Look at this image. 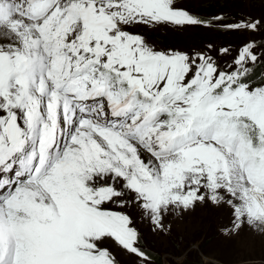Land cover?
Here are the masks:
<instances>
[{"label":"snow or ice","instance_id":"snow-or-ice-1","mask_svg":"<svg viewBox=\"0 0 264 264\" xmlns=\"http://www.w3.org/2000/svg\"><path fill=\"white\" fill-rule=\"evenodd\" d=\"M203 23L176 0H0V264H120L107 240L149 264L116 203L159 231L227 204L229 234H264V55L133 30Z\"/></svg>","mask_w":264,"mask_h":264},{"label":"rangeland","instance_id":"rangeland-1","mask_svg":"<svg viewBox=\"0 0 264 264\" xmlns=\"http://www.w3.org/2000/svg\"><path fill=\"white\" fill-rule=\"evenodd\" d=\"M176 4L202 21L205 16L217 14L221 19L229 20L224 25L252 19L264 21V0H176ZM224 25L213 27L203 23L184 28L162 25L156 28L138 26L136 29L150 36L148 41L160 49L172 47L180 50H207V46L211 44L213 49L210 54L219 59L221 64L231 63L232 58L249 42L255 43L258 56L264 55V24L257 30L225 29ZM222 48H228L230 54L222 55ZM133 195L129 194L124 199L132 201ZM107 206L132 217L141 235L140 247L148 254L151 250L162 252L161 264H188L183 260L190 253L189 261L199 264H264V234L248 228H244L239 235L229 234L233 217L227 204L207 202L198 203L194 209L183 212L180 209L170 210L165 219L167 231L155 229L148 216L134 202L126 206L119 203ZM178 234L182 239L179 247L172 245L170 240L178 237ZM104 246L113 252L120 264H141L139 258L122 250L112 240H107ZM203 248L206 250L203 251ZM149 264H156L151 254Z\"/></svg>","mask_w":264,"mask_h":264},{"label":"trees","instance_id":"trees-1","mask_svg":"<svg viewBox=\"0 0 264 264\" xmlns=\"http://www.w3.org/2000/svg\"><path fill=\"white\" fill-rule=\"evenodd\" d=\"M256 2H259V0H255ZM203 3V2H202ZM257 8H259V7H257ZM260 9V8H259ZM258 11H261V9L260 10H258ZM135 31H137V32H141L142 34H144L142 31H140V30H138V29H136ZM145 36H146V38L147 39H150V36H148L147 34H144ZM261 67L260 66H258L257 67V75H259L260 74V72H261ZM170 240H171V244L172 245H176V246H178L179 247V241H182V239L180 238V234H178V237H175V238H170ZM208 241V240H207ZM175 248V247H174ZM204 250H206V249H204L203 248V251ZM156 251V250H155ZM150 252V251H149ZM154 253V254H152V253ZM151 252H150V254L152 255V257L156 260V264H161V258H160V256H161V253L162 252H153L152 250H151ZM186 256V259H184L183 260V262L184 263H188V264H199V263H196V262H194V261H189L191 258L189 257V256H191V253L189 254V255H185ZM202 264V263H201Z\"/></svg>","mask_w":264,"mask_h":264}]
</instances>
